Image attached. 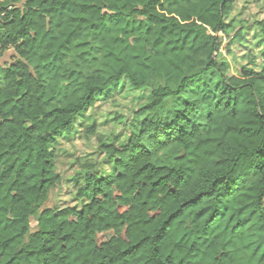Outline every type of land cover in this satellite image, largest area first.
Segmentation results:
<instances>
[{
    "label": "trees",
    "instance_id": "1",
    "mask_svg": "<svg viewBox=\"0 0 264 264\" xmlns=\"http://www.w3.org/2000/svg\"><path fill=\"white\" fill-rule=\"evenodd\" d=\"M230 10L0 0V264H264V55L237 76L217 61ZM122 79L151 102L103 145L109 175H85L80 209H42L55 135Z\"/></svg>",
    "mask_w": 264,
    "mask_h": 264
},
{
    "label": "rangeland",
    "instance_id": "2",
    "mask_svg": "<svg viewBox=\"0 0 264 264\" xmlns=\"http://www.w3.org/2000/svg\"><path fill=\"white\" fill-rule=\"evenodd\" d=\"M263 4L264 0H231V10L224 19L228 32L219 34L221 45L217 56L219 63L227 64L229 75L237 76L243 68L253 65L256 69L259 67L260 57L264 55V38L256 23L264 16ZM13 58L12 50L0 55V68ZM150 93V89H134L127 79H122L74 120L71 134L55 135L52 148L59 183L50 191L42 209H80L85 204L87 198L77 197L85 175H109L111 166L102 147L127 141L134 113L151 102ZM88 127L94 128L93 135L85 133ZM36 225L32 220V232Z\"/></svg>",
    "mask_w": 264,
    "mask_h": 264
}]
</instances>
